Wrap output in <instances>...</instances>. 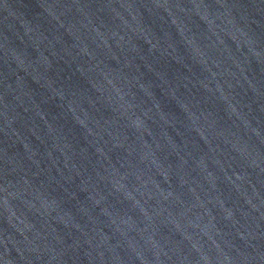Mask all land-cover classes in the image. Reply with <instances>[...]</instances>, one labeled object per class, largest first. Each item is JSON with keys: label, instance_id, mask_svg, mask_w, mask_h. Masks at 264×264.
Listing matches in <instances>:
<instances>
[{"label": "water", "instance_id": "95a60500", "mask_svg": "<svg viewBox=\"0 0 264 264\" xmlns=\"http://www.w3.org/2000/svg\"><path fill=\"white\" fill-rule=\"evenodd\" d=\"M0 264H264V0H0Z\"/></svg>", "mask_w": 264, "mask_h": 264}]
</instances>
